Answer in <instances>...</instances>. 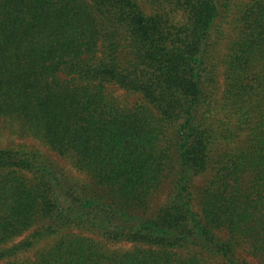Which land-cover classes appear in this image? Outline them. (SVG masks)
<instances>
[{"label": "trees", "instance_id": "1", "mask_svg": "<svg viewBox=\"0 0 264 264\" xmlns=\"http://www.w3.org/2000/svg\"><path fill=\"white\" fill-rule=\"evenodd\" d=\"M149 6L0 0V264H264V0ZM215 32L230 36L220 60Z\"/></svg>", "mask_w": 264, "mask_h": 264}, {"label": "rangeland", "instance_id": "2", "mask_svg": "<svg viewBox=\"0 0 264 264\" xmlns=\"http://www.w3.org/2000/svg\"><path fill=\"white\" fill-rule=\"evenodd\" d=\"M143 7L146 9H149V5L152 4L153 0H138ZM215 36L216 40L219 42L217 50H216V59L220 60L222 56L227 52V45L230 39V36L228 34L221 35L215 32L213 34ZM223 75L221 74L218 85L216 87V92L221 96V93L223 91ZM115 94L116 97L119 98V100L123 103H127L128 105H131L138 99V95L134 93H129L126 90L119 89L116 87L111 88ZM2 142L4 143L3 145L5 146H18V147H26L29 149L32 148H39L41 151L53 159L59 166H61L68 177H70L73 182L78 183L80 185H85V189L89 191L90 193H104L106 191V188L102 186L101 184H98L97 181L89 174L83 172L80 169H77L70 159L62 157L57 155L56 153L50 151L47 146H44L41 141L34 139L33 137H19L17 135H11L10 133H5L4 136L2 137ZM174 172L172 171L171 173L168 174L164 185L161 187V189L155 194L151 201V208H149V212L153 213L156 211L159 205H161L163 202H165L171 192H172V186H173V179H174ZM207 180L206 176L199 177V179L196 180L195 188L198 190L201 188ZM38 224V223H37ZM36 224L34 225L33 228L19 236L16 240L19 241L27 236H29L35 229ZM92 237H94L96 240H98L102 245H104L105 249H108V251H114V250H120L122 248H131L134 246L132 243L129 242H111L103 239V237L96 235L95 233H90ZM54 236L51 239H48L46 241H41L38 243L33 249L30 251L26 252L29 255H33L38 249L45 247L48 242H53ZM27 254V255H28ZM26 255V256H27ZM254 263L256 264L257 260L254 258H250ZM3 264V263H1Z\"/></svg>", "mask_w": 264, "mask_h": 264}]
</instances>
